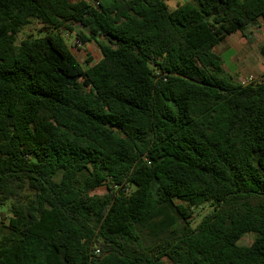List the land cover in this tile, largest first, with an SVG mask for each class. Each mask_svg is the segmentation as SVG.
I'll return each mask as SVG.
<instances>
[{"label": "trees", "instance_id": "1", "mask_svg": "<svg viewBox=\"0 0 264 264\" xmlns=\"http://www.w3.org/2000/svg\"><path fill=\"white\" fill-rule=\"evenodd\" d=\"M260 20L264 0H0V264H264V74L214 51Z\"/></svg>", "mask_w": 264, "mask_h": 264}, {"label": "rangeland", "instance_id": "2", "mask_svg": "<svg viewBox=\"0 0 264 264\" xmlns=\"http://www.w3.org/2000/svg\"><path fill=\"white\" fill-rule=\"evenodd\" d=\"M176 1V0H175ZM193 3L194 0H183L181 3ZM174 8L173 3H168ZM41 24L36 20H32L29 24L24 26L18 34L17 41L20 39L30 37H38L44 34L40 32ZM80 26L78 23L73 25V30H61L60 34L64 38L65 43L70 48L75 57L85 66V59L90 56L92 62L97 61L100 58V52L96 43L89 42L87 47L83 43L81 48L76 49L73 45V40L78 38ZM248 31L252 37V41L248 42L240 33H233L221 41L214 50L220 55L225 72L232 76L233 82L240 83L241 79H245L248 76H253L255 80H258L262 76L264 70V57L259 53V45L264 43V22L260 20L256 25L251 26ZM106 192V188L99 187L93 191V193L101 195ZM177 203H181L176 200ZM8 203L0 207V212L5 217L9 215ZM211 209L210 204H204L200 207H192V217L190 218L191 226H195L198 221ZM253 239L252 234H245L239 240V244L248 245ZM146 242H150L149 238H146ZM165 264H171L168 260L164 261Z\"/></svg>", "mask_w": 264, "mask_h": 264}, {"label": "crops", "instance_id": "3", "mask_svg": "<svg viewBox=\"0 0 264 264\" xmlns=\"http://www.w3.org/2000/svg\"><path fill=\"white\" fill-rule=\"evenodd\" d=\"M71 1H76V0H71ZM84 1H86V2H88V3H91V4H96L97 3V1L98 0H84ZM166 1V3L168 4V3H173V5H175L174 7H176L178 4H182L181 3V1H183V0H165ZM184 3V2H183ZM168 6L170 7V8H173V7H171L169 4H168ZM80 26V25H79ZM79 32H84V33H86V29L85 28H83V27H81L80 26V30H79ZM236 33V32H235ZM238 34H239V32H238ZM231 35V34H230ZM229 36V35H228ZM227 36V37H228ZM226 38V37H225ZM224 40V39H223ZM89 42H93V41H87V42H85L84 44H85V46L87 47V45L89 44ZM215 51V50H214ZM216 52V51H215ZM217 53V52H216ZM218 54V53H217ZM219 55V54H218ZM100 59V58H99ZM98 59V60H99ZM97 60V61H98ZM96 62V61H95ZM222 66H223V64H222ZM223 69H224V66H223ZM224 71H225V69H224ZM264 74V70L262 71V75Z\"/></svg>", "mask_w": 264, "mask_h": 264}, {"label": "built area", "instance_id": "4", "mask_svg": "<svg viewBox=\"0 0 264 264\" xmlns=\"http://www.w3.org/2000/svg\"><path fill=\"white\" fill-rule=\"evenodd\" d=\"M82 44L83 43L78 38L73 40V45L76 49L81 48ZM253 81H256V80L253 76L250 75V76L246 77L245 79H241L240 84L245 85V84H248V83L253 82ZM95 252H98V249H96Z\"/></svg>", "mask_w": 264, "mask_h": 264}]
</instances>
